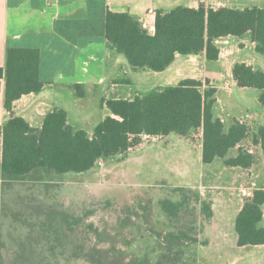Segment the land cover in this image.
I'll return each instance as SVG.
<instances>
[{
    "label": "trees",
    "instance_id": "trees-1",
    "mask_svg": "<svg viewBox=\"0 0 264 264\" xmlns=\"http://www.w3.org/2000/svg\"><path fill=\"white\" fill-rule=\"evenodd\" d=\"M104 34L108 48L122 55L134 70L164 72L178 55H205L208 62L219 60L217 41L226 37L249 36L256 51L264 55V7L219 9L177 6L156 13L154 34L130 13L107 11ZM41 52L33 48L10 47L6 65L0 67V93L4 87V109L8 119L0 126V177L6 181L27 178L49 179L69 173L91 172L102 161L115 156H126L140 146L145 136L168 137L172 134L194 143L195 134H202V161L212 164L223 159L227 167L250 168L255 156L239 148L235 157L230 153L250 137V128L234 120L230 128L216 116L217 89L209 80L184 79L177 85L156 87L138 94L133 99L103 100L111 115L99 123L89 134L69 123L64 109L48 113L41 128H35L13 112L14 104L23 96L39 94L45 88L40 74ZM233 78L240 88L259 91V102L264 108V71L246 63H236ZM80 86L76 85L75 89ZM253 145L264 152V127L253 135ZM184 192L188 188H184ZM197 202L201 199L194 194ZM182 202H161L163 212L176 217L186 206L192 208L194 198ZM264 190H256L252 198L244 201L235 229L238 246L264 245ZM205 226L213 217L212 203L203 202ZM38 217V218H37ZM26 222L38 224L53 234L45 239L49 254L44 264H196L193 246L201 243V236L189 231L160 235L163 240L152 250L130 254L111 245V236L104 234L85 218L71 216L63 211L47 210ZM25 223V220L23 221ZM84 229V230H82ZM90 234H93L94 240ZM105 236V238H104ZM92 240V242H91ZM102 243L109 244L101 247ZM203 243V242H202ZM204 244V243H203ZM29 249L20 245L12 264L30 263L25 256ZM1 264H6L3 260Z\"/></svg>",
    "mask_w": 264,
    "mask_h": 264
},
{
    "label": "rangeland",
    "instance_id": "rangeland-1",
    "mask_svg": "<svg viewBox=\"0 0 264 264\" xmlns=\"http://www.w3.org/2000/svg\"><path fill=\"white\" fill-rule=\"evenodd\" d=\"M147 72L146 80L141 82L139 78L137 80V70L130 66L126 68L119 76L121 80H129V83H121L116 88L106 85L96 89L82 103L85 113H88L87 119L73 118L71 124L92 134L96 126L111 115L103 100L118 96L133 99L156 86L155 72ZM245 92L251 94L258 90L246 89ZM225 95L223 90L217 93L223 99ZM228 103L231 105L230 101ZM245 107L250 112H264L259 101L250 99ZM1 109H4L3 105ZM80 110L79 106L75 112ZM233 110L234 114L229 107H217L215 114L217 117L225 116L228 127L233 121L230 116L243 115L247 111L240 112L239 107ZM7 118L0 116V124ZM36 127H42V124ZM257 129H250L249 139L239 148L247 149L253 145V135ZM175 138L179 137L173 134L161 141V137H144L143 143L130 154L101 161L96 169L88 173H69L49 179L27 178L21 181H6L0 177V264L2 260L12 264L20 245L29 251L25 256L23 253L19 255V259H28L30 263L46 262L49 254L44 241L54 230H44L40 225L29 224L26 220L47 210L63 211L71 216L85 218L88 223L95 224L104 234L111 236V245L127 250L130 254L141 252L142 255L148 248L156 249L159 240H163L159 238L160 235L180 231H189L193 236L200 233L201 243L193 246L197 255L196 264H230L235 258H244L252 252L264 254V248H234L230 240L225 241L223 235L225 231L229 236H237L235 217L241 200L245 201L240 193L241 188H249L254 182L262 186V183L251 179L247 181L242 174L224 169L226 165L223 159H217L211 165L203 164L199 150L202 145L201 133L195 134L194 143L185 139L173 142ZM237 153L236 149L229 157ZM260 169L257 167L258 174L261 173ZM215 176L217 181L214 180ZM238 181L243 183L239 184ZM184 188L190 190L189 194L182 191L186 190ZM195 193L200 196V203L193 197ZM218 194L225 195L219 205L223 210L216 213L220 225H216L212 232L210 228L206 232L203 202H212V196ZM185 197L194 198L192 208L195 210L187 211L184 206L174 218L163 212L161 202H182ZM261 226H264V220ZM90 236L94 240L92 244H95L94 235ZM211 238L213 244L209 243ZM108 246L107 243L101 244V247Z\"/></svg>",
    "mask_w": 264,
    "mask_h": 264
},
{
    "label": "crops",
    "instance_id": "crops-1",
    "mask_svg": "<svg viewBox=\"0 0 264 264\" xmlns=\"http://www.w3.org/2000/svg\"><path fill=\"white\" fill-rule=\"evenodd\" d=\"M262 1L0 0V67H5L6 53L10 47L38 49L41 52V79L46 84L41 93L29 94L16 101L13 112L15 115L25 118L31 126L41 128L36 126H40V123L43 125V120L48 113L55 109H64L71 124L73 118L77 120L87 119L88 113H85L82 103L96 89L106 85L116 88L121 83H129V80H121L119 76L126 68L128 69L127 60L124 56L110 50L107 45L104 34L107 11L130 13L145 23L149 32L154 34L156 13L159 9L170 10L180 5L197 9L203 4L206 8L215 10L222 7L243 10L255 6L263 8ZM150 10L154 13H150ZM217 44L220 48L218 61L208 62L204 54L199 56L178 55L175 62L166 71L154 73V77L157 78L154 88L177 85L180 81L188 78L203 82L209 80L217 89V93L222 90L226 92L224 99L217 96V107H229L232 114H234L233 109L236 107L241 109L240 112L247 110L243 115H228L233 117V121L228 127L226 126L227 128H230L234 120L241 119H244L246 125L253 131L259 127H264V112H260L258 109L256 112H250L245 107L246 102H249L250 99L255 102L259 101V91L247 94L245 91L250 88L238 87L233 78V67L238 62L264 71V55L256 51V44L251 41L249 36L243 38L230 36L218 40ZM147 73H149L147 70H137V80L139 78L141 82H144ZM227 82H231V89L229 90L225 88ZM76 85L80 87L75 89ZM4 87L3 81L2 92L0 93V116L9 117V113L5 109H1L2 105L4 107ZM123 98L128 99L127 97ZM229 101L231 105L228 103ZM79 106L81 110L75 112ZM219 118L226 125V117L220 116ZM168 137H161L159 141ZM175 139L173 142L182 138ZM239 147L236 149L238 150ZM249 148L254 150L253 155L256 158L255 162H258L257 164L247 169L227 166L224 169H231L228 171L242 174L247 181L251 179V181L263 183L264 152L260 146L252 145ZM199 150L201 152L200 159L203 163L202 145ZM236 155L233 154L230 157ZM257 167L261 168L259 174L256 171ZM239 177L241 178V176ZM214 180H216V176ZM238 183L242 184L243 181H238ZM220 195L211 198L213 217L207 223L206 232L209 228L212 232L216 225H220L216 213L222 212L223 209H220L221 206L219 205H221L222 198L225 199V195ZM243 205L244 202L241 200L235 223ZM223 235L225 241L230 240V244L234 248L238 246V235L231 234L229 236L225 231ZM209 243H214L212 238ZM247 247L263 249L264 245L240 248L246 249ZM230 264H264V254L252 252L244 258H235Z\"/></svg>",
    "mask_w": 264,
    "mask_h": 264
},
{
    "label": "built area",
    "instance_id": "built-area-1",
    "mask_svg": "<svg viewBox=\"0 0 264 264\" xmlns=\"http://www.w3.org/2000/svg\"><path fill=\"white\" fill-rule=\"evenodd\" d=\"M150 13H154V12L152 10H150ZM143 25L146 29H148V27L146 26L145 23H143ZM225 88L231 89V82H227L225 85ZM239 122L242 124H246L244 119L239 120ZM145 137H150V136H145ZM151 138H157V137H151ZM247 151H248V153L253 154L252 148H247ZM261 189L264 190V182L262 183V186H258V184L254 182L253 185L249 188L242 187L240 190V193H241L242 197L245 200H247V199H250L253 197L254 192L256 190H261Z\"/></svg>",
    "mask_w": 264,
    "mask_h": 264
}]
</instances>
